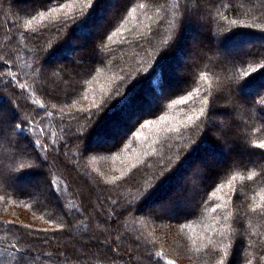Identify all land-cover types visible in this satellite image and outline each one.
I'll return each mask as SVG.
<instances>
[{
    "label": "trees",
    "instance_id": "1",
    "mask_svg": "<svg viewBox=\"0 0 264 264\" xmlns=\"http://www.w3.org/2000/svg\"><path fill=\"white\" fill-rule=\"evenodd\" d=\"M53 7L0 0V124L41 158L0 145V204L44 223L0 218V261L264 264V0Z\"/></svg>",
    "mask_w": 264,
    "mask_h": 264
},
{
    "label": "snow or ice",
    "instance_id": "2",
    "mask_svg": "<svg viewBox=\"0 0 264 264\" xmlns=\"http://www.w3.org/2000/svg\"><path fill=\"white\" fill-rule=\"evenodd\" d=\"M49 2L51 3V0H49ZM60 3L62 4V7H53L51 9V12L56 13V12H64L65 13V20H67L68 18H71L73 20H76V16L74 15L76 9H75V5L77 3V0H69V2L64 3L63 0H60ZM92 5V0H88V6L91 7ZM141 8L144 7L143 4L140 5ZM84 10L81 9V12H83ZM133 11H135V9H133ZM189 14V9L187 7H185L184 9V15H188ZM86 22V21H82ZM80 25L78 24L77 27H79ZM111 36L108 37L109 40H111ZM236 65L233 64V67H235ZM262 67H264V65H262ZM244 73H242L243 75ZM204 79H207V77H203ZM196 91H199V89H196ZM189 99H191V97H188ZM85 99H87V97H85ZM176 103L179 104H183L185 103L184 100H178L176 101ZM209 101L207 98L204 99L203 104L208 105ZM97 107H99L97 105ZM205 115V109L202 107L199 110V115L193 117L192 115H189L187 117V121L188 122H192L194 119L199 120L201 116ZM88 119L90 120L91 117H88ZM163 119V118H162ZM152 123V121H149V124ZM8 124H12V131L13 132H18L20 134H23L24 132V128L21 126V123L15 122V121H11V122H5L4 124H0V145L7 143L9 147L14 149V160L16 161H24V160H29L30 163L28 164L29 168H35V167H39V161H40V157L37 156H31L27 153L26 150H21L20 148V141L17 140L15 143H12L11 139L9 138L11 136V132H6L5 129L8 127ZM148 124H145L144 127H148ZM222 138L227 137V135L230 134L229 129L227 127H225V125L223 123H220L217 125ZM180 129L179 128H173L170 129V131H176L178 132ZM22 139L27 142L28 144H32L33 141H31V139L28 136H22ZM203 142V141H202ZM256 147L258 149H264V142L259 143L258 145H256ZM21 168L24 167L23 163H20L19 165ZM19 179V176L16 174H13L12 172H7L5 173L4 171H0V185L3 186H9L11 184H13L15 181H17ZM233 179H235V177H233ZM249 180L252 179L251 176L248 177ZM52 188L54 191H57V195H59V192L57 190V186L55 185V183H52ZM33 199H40V194L39 193H34L32 195ZM0 199H2V197H0ZM220 205H217V207L212 208V211L215 212L217 211V208H219ZM225 219H227V217H225ZM13 249L17 250L18 252V245L14 244L12 245ZM225 255H227V252H225ZM23 258H24V254L23 253H19V259L17 264H23ZM0 264H4L3 261H0ZM220 264H225V261L221 260Z\"/></svg>",
    "mask_w": 264,
    "mask_h": 264
},
{
    "label": "rangeland",
    "instance_id": "3",
    "mask_svg": "<svg viewBox=\"0 0 264 264\" xmlns=\"http://www.w3.org/2000/svg\"><path fill=\"white\" fill-rule=\"evenodd\" d=\"M109 2H110L109 7H112L111 6L112 2L111 1H109ZM100 7H99V10H100ZM101 8H103V7H101ZM106 8H108V7L106 6ZM60 13H63V12H60ZM98 24H99V22H98ZM193 38H194V36H192V39ZM168 120L171 121L172 118H169ZM216 122L217 121L215 119H212V123L215 124ZM32 217H31L29 212H27L26 210H24L22 208L15 207V205L8 204V205L4 206V205L0 204V218H6V219H10V220H13V221H16V222L18 221V222H21V223H26L27 225L28 224H32L33 226L34 225L38 226L39 224H44L43 221L41 219H38V218H37L38 220L34 219L36 221V223H34L35 221L33 220ZM184 264H192V261H187L186 262V260H184Z\"/></svg>",
    "mask_w": 264,
    "mask_h": 264
}]
</instances>
